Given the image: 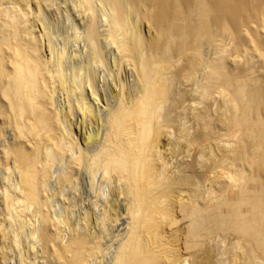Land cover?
<instances>
[{
    "label": "bare ground",
    "instance_id": "6f19581e",
    "mask_svg": "<svg viewBox=\"0 0 264 264\" xmlns=\"http://www.w3.org/2000/svg\"><path fill=\"white\" fill-rule=\"evenodd\" d=\"M0 264H264V0H0Z\"/></svg>",
    "mask_w": 264,
    "mask_h": 264
}]
</instances>
